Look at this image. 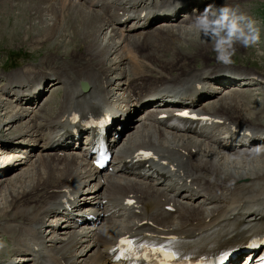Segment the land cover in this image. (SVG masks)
I'll use <instances>...</instances> for the list:
<instances>
[{"label": "bare ground", "instance_id": "obj_1", "mask_svg": "<svg viewBox=\"0 0 264 264\" xmlns=\"http://www.w3.org/2000/svg\"><path fill=\"white\" fill-rule=\"evenodd\" d=\"M0 3H3L2 8L5 7L3 10H6V6H11V9L23 8L29 14L25 18L30 22V29L37 33L43 32L41 36L44 39L39 41L41 44L51 41L56 43L58 39L65 38L67 39L63 44H70L77 37H80L83 44V54L76 59L77 64L74 67L59 69L52 66L40 69L41 66L49 65L42 60L36 66L35 72L16 73L4 79L6 86L2 92L18 98L20 102L16 101L15 106L22 103L34 104L33 91L45 86L44 83L50 82V78L63 85V95L56 108L53 109L45 103L36 112L28 113V107L23 108L6 122L7 130L17 124L14 127L18 132L12 142L0 140V148L6 151L8 146H14L15 149H22L21 145L24 144L33 146L40 138V129H54L72 111L85 114L91 109L110 110L111 105L108 104L114 94L108 87L113 81L124 95L122 102L127 116H130L133 97L150 94L161 88H168L173 93L172 88L175 86L191 83L193 78L202 76L205 69L215 68L208 65L202 66L201 70L191 67L192 60L189 61L188 58L192 53L185 55L180 52L181 48L198 46L200 52L195 50L194 53L199 58L206 59L203 57L205 50L212 47L210 43L198 40L182 26L178 27V24L167 22L152 32L150 30L145 34L122 35L119 34L120 29L114 26L113 13H106L103 6L95 9L94 0L82 3L75 0H0ZM46 19L51 24L47 25ZM70 19L72 20L69 21ZM66 30L71 32V37L65 34ZM170 44H173L172 47ZM165 50L174 51L179 57L174 65L163 71L160 69L163 62L154 60L155 56L152 54ZM113 55L114 60L108 59ZM58 67L64 68L66 65ZM158 72H168L169 75L162 78ZM111 74L116 75V79L112 80ZM81 81L87 84V91L92 95L81 93ZM232 95L237 96L236 99L242 105L230 95L220 96L209 104V111L216 116L227 117L220 109H214V104H217L220 108L230 109L235 116L245 115L237 120L244 121L245 126L249 125L247 120L252 118L248 113L259 123V113H264V106L253 112L246 105L247 100L243 99L247 98V94L241 92ZM229 96L232 99H228ZM23 117L27 118V123L21 126L19 123L23 121ZM228 120L232 121L227 117L224 122L229 124ZM133 128L135 138L130 137L132 132H128L125 145L119 147L120 149L116 147L122 153V158L139 149L149 150L159 159L167 156L171 163L176 164L177 171L174 176L181 184L171 193L148 180L109 176L99 184L84 161L73 153L64 152L62 156H57L56 152L47 151L31 162V170H26L21 176L14 178V183H9L12 189L6 186L8 193L3 197L5 208L0 214L3 219L0 229L9 234L8 238H11L13 246L11 245L12 255H9L7 248L2 250L0 264L12 263L8 258L15 256L20 260L15 264H100L102 250L116 236L130 232V227L135 225L132 224L133 219L140 221L144 217L162 226L168 234L191 235L197 231L205 233L204 240L208 243L214 240L212 224L215 220L221 217L235 219L238 217L237 210H264V154H261L258 161L237 166V159L230 157L233 160L225 163V158L213 148H203L187 137L168 135L155 128L150 121H139ZM49 135L50 133L45 135L43 143ZM25 159L26 162L21 164L29 161V157L26 156ZM18 161L19 158L10 159L5 171L15 168L16 165L13 164ZM160 169L166 170L165 167ZM160 177H164V173ZM165 181L172 184L168 178ZM86 183L93 186L91 189L94 188L90 192L92 199L99 194L109 196L114 201L130 193L137 194L138 198L144 196L141 200L143 215L135 216L124 212L121 215L123 220L109 217L97 226L96 232L91 229L71 230L69 225L61 228L55 224L46 225V218H55L54 202L62 196V190L70 188L76 194ZM179 190V196H175ZM196 193L198 195L194 196ZM161 197L176 204L175 215H166L158 208L164 204L160 201ZM79 249H86L85 253H78Z\"/></svg>", "mask_w": 264, "mask_h": 264}, {"label": "rangeland", "instance_id": "obj_2", "mask_svg": "<svg viewBox=\"0 0 264 264\" xmlns=\"http://www.w3.org/2000/svg\"><path fill=\"white\" fill-rule=\"evenodd\" d=\"M245 4L252 7L254 10L257 8V6L259 4H262L264 6V1H262V0H249V1L245 2ZM2 7H3V3L2 4L0 3V139L13 141L16 139V137H17L16 134L18 133L16 128H15L17 124L13 125L12 126L13 128L10 129V130H12V132H14V134H12V135L6 134L8 132H7V129L5 128V126L7 125L10 118H12V116L18 112V110L15 112L11 108L12 106L10 104L9 98L4 97L5 95H4V92H2V91H3V87L6 86V84H5L6 81L4 80L5 82H2L3 78L9 73H11L9 75H12V74H16V73L22 74L25 72H29V73L35 72L36 71L35 66L40 65V62L42 60L45 61L46 63H48L49 65L41 66L40 69H47V67H52V66L54 68H59V69H68V68L74 67V65L77 64L75 62L76 59L83 54L82 53L83 44H82V40L80 39V37H77L75 39V41L71 42L70 44H67V43L63 44L67 38L60 39V40L58 39L56 41V43L51 41V42H44L41 44V43H39V41L44 39L41 36V35H43V32L37 33L36 30L30 29V24H29L30 22L28 23L27 18H25L26 16H29V14L24 12L23 8L18 7L17 9H15V7H14L13 9H11V6H9V7L6 6V10H3L5 7L4 8H2ZM48 19H46L47 25L51 24V21H49ZM256 19L260 22V19L258 17H256ZM71 20L72 19H70L69 21H71ZM263 24H264V22H263ZM111 25L112 24L110 23V26ZM260 26H261V29L263 28L262 29V31H263L264 30L263 25H260ZM158 27L156 29L154 28L153 31L157 30ZM155 33L156 32H154V34ZM65 34L68 37H71V32L69 33L66 30ZM57 42H59V43H57ZM172 45L173 44H170L171 47H172ZM256 47H258V48H256ZM256 47H252L248 51L242 50L241 53L237 50L236 54L240 55L238 58V64L244 65V67L251 68V69L253 67H262V68H260L262 70L261 74L264 75V66H263V64H264V33L263 32H261V39H260L259 44ZM199 48L200 47H198V46L186 47L185 49L181 48L180 52L185 54V55H189V52H191L193 54L195 52V50H197L196 52H200ZM141 50L142 49H140V51ZM149 50H151V49H149ZM210 50H212V48L206 49L205 54H208L210 52ZM260 53H263V55L260 56ZM205 54L203 56L204 58H206ZM58 55H59L60 59H58ZM152 55L155 56L154 60L163 62V65L160 67V69L163 71L168 69L170 67V65H174V62L179 57L178 53H175L174 51H170V50H165L159 54L153 53ZM189 56H191V55H189ZM108 59L114 60L115 57L113 55V56L109 57ZM57 61H60V62H57ZM106 64H107V66H109L108 62ZM62 65H66V67H64V68L58 67V66H62ZM32 68H34V69H32ZM19 71H21V72H19ZM158 73H159V76L162 78H165V76L169 75L168 72H158ZM9 75H7L6 77H8ZM111 76H113V75H111ZM49 80L51 82L55 83L53 78H50ZM51 82L48 83V81H47L46 83H44L47 85V87H45L46 86L45 85L42 88L43 92H42L40 98L43 97L42 99H44L45 102H50V103L54 104V103H57V101L59 99L61 100L60 97H62V95H63L62 94V92H63L62 86L63 85H56V86L49 87V84ZM116 88L118 89L117 83H116ZM262 94L263 95H259L257 98L261 99L262 96H264V88H263ZM232 98L236 99L237 96H234ZM232 98L230 96L228 97V99H232ZM16 101L18 103L20 102L18 100V98L16 99ZM52 106L54 107V105H52ZM34 111H36V109H34ZM28 113H30V111H28ZM28 113H26V114L28 115ZM23 114L25 115V112H23ZM22 120L23 121H21V123H19V125H21V126L24 125L25 123H27L26 117H23ZM127 130H128V132H132V135L130 134V137L134 136L133 132L135 130L133 127L129 126L127 128ZM126 135L127 134L125 133L123 138L126 137ZM123 138H122V140H123ZM134 138H135V136H134ZM122 140L120 141V144H122ZM51 154H53V153H51ZM14 155L18 156V154L17 155L14 154ZM10 156L11 155L7 154V152L5 150L0 149V163L4 162L6 160H9ZM220 156H223L225 158V161H227L225 163H228V162L230 163V161L233 160V159H230V157L227 155H225V156L220 155ZM20 160L21 159H19L18 163L15 162V164H13V165H16L15 168L8 170L3 176H0V214H1V211L4 210V208H5V202H4L3 197H6L9 188L12 189V185H10V184L14 183V178L21 176L24 172H26V170L27 171H29V169L31 170V166H29V165H31V162H33V160L29 161L23 165L21 164L22 162ZM255 161H258V159L249 160V161L237 159L236 165L237 166H245V164L255 162ZM19 164H21V165H19ZM8 181H11V182H8ZM6 186H8V189ZM91 187H93V186L91 185ZM197 199H200V198H197ZM2 220L3 219L0 217V222ZM46 223H50L49 220H47ZM46 225H48V224H46ZM1 233H3V232L0 230V241H2V239H3V242L5 244H7V237L9 236V234L7 237L2 238ZM9 243L10 244L7 246V250L9 251V255H12V252H11L12 248H10L12 245L11 244V238L9 240ZM85 250L86 249H82V251H81V249H79L78 253L80 252V254H84ZM1 252H2V250H0V253ZM11 260L14 261V258H12ZM0 261H2V258H0ZM5 263H7V261H5ZM9 264H12V263H9Z\"/></svg>", "mask_w": 264, "mask_h": 264}, {"label": "clouds", "instance_id": "obj_3", "mask_svg": "<svg viewBox=\"0 0 264 264\" xmlns=\"http://www.w3.org/2000/svg\"><path fill=\"white\" fill-rule=\"evenodd\" d=\"M182 28L198 40L210 43L217 61L224 64L233 62L237 46L248 49L258 45L262 32L257 19L242 10L238 4L227 2L220 6L215 3L207 5L202 12L189 18ZM248 151L250 156L258 157L264 154V145L254 146ZM5 247L6 244L0 241V250Z\"/></svg>", "mask_w": 264, "mask_h": 264}, {"label": "snow or ice", "instance_id": "obj_4", "mask_svg": "<svg viewBox=\"0 0 264 264\" xmlns=\"http://www.w3.org/2000/svg\"><path fill=\"white\" fill-rule=\"evenodd\" d=\"M180 115L187 116L188 113H180ZM203 119H207L204 117ZM146 155H151V153H147ZM99 166L103 167V163H100ZM176 238L173 237L172 240H175ZM254 246V245H251ZM155 251L162 253L164 259L160 260L158 264H173V262H176V264H180L178 253L175 251L168 250L166 251L163 246L157 247ZM227 258V254H225L224 257L221 258V264H223V260Z\"/></svg>", "mask_w": 264, "mask_h": 264}]
</instances>
